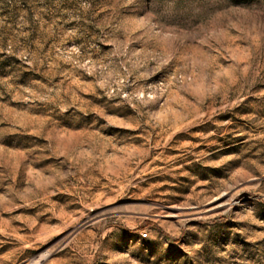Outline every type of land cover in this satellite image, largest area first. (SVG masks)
Here are the masks:
<instances>
[{"label":"rangeland","instance_id":"rangeland-1","mask_svg":"<svg viewBox=\"0 0 264 264\" xmlns=\"http://www.w3.org/2000/svg\"><path fill=\"white\" fill-rule=\"evenodd\" d=\"M0 264H264V0H0Z\"/></svg>","mask_w":264,"mask_h":264}]
</instances>
